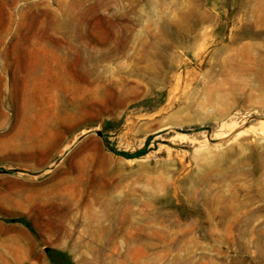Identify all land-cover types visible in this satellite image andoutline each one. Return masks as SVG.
<instances>
[{
	"label": "rangeland",
	"instance_id": "obj_1",
	"mask_svg": "<svg viewBox=\"0 0 264 264\" xmlns=\"http://www.w3.org/2000/svg\"><path fill=\"white\" fill-rule=\"evenodd\" d=\"M54 251L264 264V0H0V264Z\"/></svg>",
	"mask_w": 264,
	"mask_h": 264
},
{
	"label": "trees",
	"instance_id": "obj_2",
	"mask_svg": "<svg viewBox=\"0 0 264 264\" xmlns=\"http://www.w3.org/2000/svg\"><path fill=\"white\" fill-rule=\"evenodd\" d=\"M10 221L22 222L26 226H28L31 230L34 229L32 224L23 217L12 218L10 219ZM52 258H53L54 264H75L66 253L61 252V251H54Z\"/></svg>",
	"mask_w": 264,
	"mask_h": 264
},
{
	"label": "water",
	"instance_id": "obj_3",
	"mask_svg": "<svg viewBox=\"0 0 264 264\" xmlns=\"http://www.w3.org/2000/svg\"><path fill=\"white\" fill-rule=\"evenodd\" d=\"M97 134L101 135L102 133H101V131H97ZM2 171H3V170H2Z\"/></svg>",
	"mask_w": 264,
	"mask_h": 264
}]
</instances>
